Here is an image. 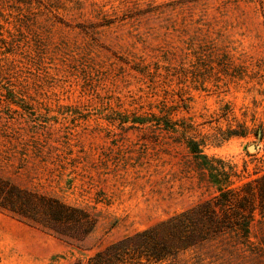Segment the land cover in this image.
<instances>
[{"label":"rangeland","instance_id":"374dc122","mask_svg":"<svg viewBox=\"0 0 264 264\" xmlns=\"http://www.w3.org/2000/svg\"><path fill=\"white\" fill-rule=\"evenodd\" d=\"M261 125L264 0H0V178L96 223L0 210V264H75L261 176ZM251 241L227 264H264L259 213Z\"/></svg>","mask_w":264,"mask_h":264},{"label":"trees","instance_id":"16d2710c","mask_svg":"<svg viewBox=\"0 0 264 264\" xmlns=\"http://www.w3.org/2000/svg\"><path fill=\"white\" fill-rule=\"evenodd\" d=\"M256 135L264 139V125L259 126ZM213 182L220 184L217 177ZM232 185L75 264H227L233 257L255 253L251 225L256 213L264 215V174L236 188ZM0 210L79 243L96 226L84 209L21 189L2 178Z\"/></svg>","mask_w":264,"mask_h":264}]
</instances>
